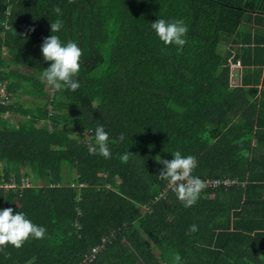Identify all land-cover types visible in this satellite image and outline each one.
<instances>
[{
	"label": "trees",
	"instance_id": "trees-1",
	"mask_svg": "<svg viewBox=\"0 0 264 264\" xmlns=\"http://www.w3.org/2000/svg\"><path fill=\"white\" fill-rule=\"evenodd\" d=\"M9 1L6 15L0 0V210L25 213L46 235L3 248L0 264H173L177 252L181 264H264V109L248 99L255 89L229 85L231 45L264 0ZM157 19L185 21L182 51L160 41ZM51 34L82 49L76 91L49 92L41 79ZM99 125L107 159L89 152ZM177 150L197 158L193 176L235 183L206 186L185 207L157 178L158 159Z\"/></svg>",
	"mask_w": 264,
	"mask_h": 264
},
{
	"label": "clouds",
	"instance_id": "clouds-1",
	"mask_svg": "<svg viewBox=\"0 0 264 264\" xmlns=\"http://www.w3.org/2000/svg\"><path fill=\"white\" fill-rule=\"evenodd\" d=\"M72 2V0H69ZM54 12L59 16L61 9L55 7ZM63 26V21L59 18L50 23L52 33L59 32ZM151 28L165 45H176L177 51H182L186 44L188 26L183 19L171 22L165 19H157L151 23ZM34 30V29H30ZM41 52L45 61H50V66L43 70L41 79L54 90L67 89L76 91L80 85L74 79L80 71V59L83 55L82 49L74 41L63 44L57 35L51 34L43 39ZM118 140L123 141L121 134ZM109 135L103 125L95 129V145L89 148L90 154H99L104 158L111 157L109 148ZM132 154L128 151L121 155L120 160L126 163ZM172 159H158V163L163 165L157 178L169 181L172 190L177 198L182 201L185 207L194 205L206 184L199 177L193 176V170L197 167V158L193 155L184 156L179 150L172 153ZM191 232L198 231L197 225L190 226ZM46 229L33 223L23 212H13L11 207L0 210V250L11 245L17 249L31 237L43 239ZM173 264H181L179 253H173Z\"/></svg>",
	"mask_w": 264,
	"mask_h": 264
},
{
	"label": "crops",
	"instance_id": "crops-1",
	"mask_svg": "<svg viewBox=\"0 0 264 264\" xmlns=\"http://www.w3.org/2000/svg\"><path fill=\"white\" fill-rule=\"evenodd\" d=\"M242 26L238 42L231 45L235 53L239 49V56L230 64L229 85L255 89L256 93H250L248 99L264 109V13L252 14V20Z\"/></svg>",
	"mask_w": 264,
	"mask_h": 264
},
{
	"label": "built area",
	"instance_id": "built-area-1",
	"mask_svg": "<svg viewBox=\"0 0 264 264\" xmlns=\"http://www.w3.org/2000/svg\"><path fill=\"white\" fill-rule=\"evenodd\" d=\"M7 8L10 5V1L7 0ZM9 14V8L6 11V15ZM8 101L7 99V91H6V87L3 83L0 82V104H4ZM203 181L205 182L206 186H214L217 187L218 185H220L221 183L225 186L228 185H232L235 183L234 180L232 179H228V178H223V179H211V178H206L203 179ZM6 187H10V186H14V183H10L8 185H5ZM168 186H170V184L168 183ZM98 251L97 247L92 248L91 252L87 255V261H92L94 254Z\"/></svg>",
	"mask_w": 264,
	"mask_h": 264
},
{
	"label": "rangeland",
	"instance_id": "rangeland-1",
	"mask_svg": "<svg viewBox=\"0 0 264 264\" xmlns=\"http://www.w3.org/2000/svg\"><path fill=\"white\" fill-rule=\"evenodd\" d=\"M46 89L47 90H49V92H51L52 90H51V88L50 87H48V85L46 86ZM9 114H6V116H8ZM13 122H15V120H13V119H11ZM24 182L26 183V181L24 180Z\"/></svg>",
	"mask_w": 264,
	"mask_h": 264
}]
</instances>
